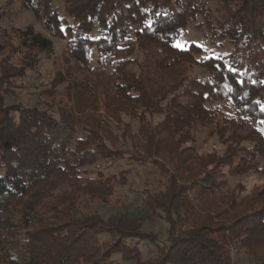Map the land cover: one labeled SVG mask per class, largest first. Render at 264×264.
Returning a JSON list of instances; mask_svg holds the SVG:
<instances>
[{"label":"trees","instance_id":"16d2710c","mask_svg":"<svg viewBox=\"0 0 264 264\" xmlns=\"http://www.w3.org/2000/svg\"><path fill=\"white\" fill-rule=\"evenodd\" d=\"M24 10L67 36L65 66L35 84L46 99L34 103L8 100L16 83L0 77V264H233L231 244L264 248V206L230 186L264 173V0H21ZM193 23L231 50L200 61L201 46L177 47ZM195 64L208 73L191 77ZM214 135L226 152L200 155ZM123 146L143 164L196 152L201 174L187 186L193 167L172 175L147 214L105 210L120 180L105 170ZM219 198L231 204L216 217ZM158 218L168 240L153 235Z\"/></svg>","mask_w":264,"mask_h":264},{"label":"rangeland","instance_id":"374dc122","mask_svg":"<svg viewBox=\"0 0 264 264\" xmlns=\"http://www.w3.org/2000/svg\"><path fill=\"white\" fill-rule=\"evenodd\" d=\"M20 2L21 0H0V12L6 7L9 8V15L0 22V77L8 78L11 76L10 79L16 83V92L8 100L26 104L34 103L36 98L39 101L46 99L44 95L38 94V86L35 87V84L42 86L54 77L56 72L63 70L67 36L52 35L30 10L16 12ZM178 43L184 45L181 48L188 47L191 43L201 46L204 52L197 55V59L200 61L208 55H224L231 50L229 44L224 49L213 47L206 36L205 27L198 28L196 23L186 27L177 39L176 45ZM94 59L95 54L93 55ZM207 73L203 66L195 64L191 70V77H201ZM61 89L59 99L66 100L64 85ZM197 139L201 141V136H198ZM227 146L228 144L223 142L219 136L214 135L202 145L198 152L200 155L222 154L226 152ZM126 148L123 146V149H120L123 158L116 159L117 169L111 167L105 170L106 174L115 173L117 178L120 176V180L115 181V186L108 198V206L104 208L105 210L113 207L116 210L125 209L138 215L141 213L147 214L145 203L150 200L152 192L158 186L162 188L163 185L168 184L172 175L179 176L181 173L188 171V166L193 167L195 170L191 172L193 176L181 183L187 186L190 184L192 177L201 174L198 170L204 160L198 158L196 152L187 150L182 152L181 155L168 151L153 152L150 154L152 158L150 157L151 159L143 164L128 158L129 151ZM124 155H127V157ZM153 159H155L156 164L152 162ZM181 164H184L182 166L184 171L181 169ZM88 169V175L96 177L97 167H89ZM120 170L124 172L119 174L118 171ZM231 176L230 186L236 190L235 193L238 192L239 198L241 200L245 197L250 198L246 199L245 206L250 205L251 208L264 206V173L251 172L243 176L236 174ZM213 201H215L212 203L214 208L211 207L212 209L209 211L211 215L216 217L218 212L220 214L231 204L229 199L219 198ZM236 208L231 214H225V216L228 214L225 217L227 220L233 218L234 211L245 210L244 206ZM154 226L153 235L168 240L167 224L164 219L158 218ZM113 241L111 237L105 238L104 245L112 244ZM230 246L233 252V264H264V248L250 245L254 248L252 249L253 254L250 252L251 247L249 248L250 254L246 252L243 246L232 244Z\"/></svg>","mask_w":264,"mask_h":264},{"label":"snow or ice","instance_id":"6c2138e0","mask_svg":"<svg viewBox=\"0 0 264 264\" xmlns=\"http://www.w3.org/2000/svg\"><path fill=\"white\" fill-rule=\"evenodd\" d=\"M176 46H177V47H184V45H182V44H180V43H178Z\"/></svg>","mask_w":264,"mask_h":264}]
</instances>
